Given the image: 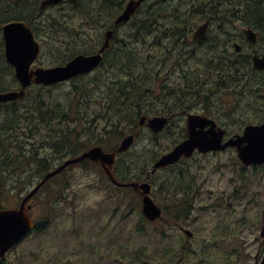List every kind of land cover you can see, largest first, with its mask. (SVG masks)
I'll return each instance as SVG.
<instances>
[{"label":"trees","instance_id":"1","mask_svg":"<svg viewBox=\"0 0 264 264\" xmlns=\"http://www.w3.org/2000/svg\"><path fill=\"white\" fill-rule=\"evenodd\" d=\"M125 1L79 0L76 6L62 10L61 15L56 10L37 23L41 18L39 9L37 11L39 0H29L32 12L28 16L22 13L28 6H23V0H15L14 5L13 0H0V29L5 22L24 20L41 44L40 56L50 57L54 64L63 65L78 54L95 53L103 43L104 32L114 30L101 64L87 74L91 76L87 82L76 85L72 80L70 87L32 85L23 99L0 104V207L14 198L11 190L23 191L31 177L32 181L41 179L50 171L51 159L60 163L97 145L112 150L116 141L129 133H134L139 140L140 116L162 114L172 119L182 110L191 109L193 104L241 89L244 77L250 76L232 70L238 65L237 57H231L229 63L223 61L218 40L213 37L204 42V47L190 48L187 58L192 59L191 70H175L181 56L189 50V35L197 25L212 18L217 26L221 0H150L128 23L114 27L113 22ZM77 15L82 21L83 39L96 40L94 47L82 53L76 50L71 35L77 33V28L62 32L60 23L66 17L77 19ZM95 28L101 29L102 34L91 37L90 31H96ZM40 30L43 38H40ZM59 36L71 42L66 44L65 51L54 46ZM17 88L13 69L4 59L0 36V91ZM65 90L68 92L64 93ZM150 139L153 146L156 145V136ZM120 156L114 176L121 182L139 181L157 158L152 150L140 156L135 151ZM86 164L98 167L89 161L81 163ZM29 165H33L32 173ZM24 175L27 178L21 183ZM61 190L62 185L59 192ZM140 222L149 224L143 219ZM50 223V216L42 218L36 224V231L42 232ZM141 228L137 231L143 232ZM145 250L148 249L142 251L144 259L148 258ZM169 251L173 250L162 253L161 260L170 259L166 262L172 264L173 254Z\"/></svg>","mask_w":264,"mask_h":264},{"label":"flooded vegetation","instance_id":"2","mask_svg":"<svg viewBox=\"0 0 264 264\" xmlns=\"http://www.w3.org/2000/svg\"><path fill=\"white\" fill-rule=\"evenodd\" d=\"M41 1L39 0V3ZM78 2L79 0H76L75 3L62 0L59 4L48 6L46 10L62 8L66 4L76 6ZM219 5L221 18L217 26L212 22V18L203 20L201 24L209 22L207 31L201 39L193 40V33L201 24L197 25L189 35V42H187L189 50L181 56L180 63L177 64L175 70L178 72L185 71V69L191 70L192 59L187 58L188 51H191L190 48L192 49L194 46L204 47V42L213 37L218 40L217 45L223 61L229 63L231 57H237L239 59L238 65L232 67V70L244 72L245 75L249 74L250 76L244 77L241 89L237 88L235 91L233 90L234 92H224V95L217 99L193 104L191 109L182 110L172 119L167 115H159L167 117L169 125L177 117H185V121L188 115L205 117L215 123V132L214 130L210 131V125L205 126L203 131L211 137V133L222 130L224 134L221 144H224L231 138L242 136L247 126L259 127L264 124V69H255L253 62L254 59L260 60L264 57V0H221ZM36 63H39V58L31 69L47 68L43 62ZM76 79L77 76L68 82ZM231 94L234 95L231 96ZM243 97H246L248 102L241 106ZM220 101H222L223 108H219L218 103ZM236 111L237 116L234 119L236 129L229 130L227 123L220 118L222 116L228 117ZM186 138L187 128L185 124V127L181 129L173 141L171 149ZM238 154V150L233 147L204 153L195 149L190 157H181L176 163L162 169V171H176L180 165L188 161L196 160L198 164H201L202 161L199 160L205 161L206 158H208L207 160L213 158L215 160L211 171H216L217 175L223 176L222 170L225 166L223 164L227 163H221L220 156L230 155L233 160L235 177L232 182L230 179L228 183L230 188L227 190L212 184L209 174L205 175L201 171H196L194 175H190L188 178L177 174L171 177H146V182L151 188L149 196L162 212L161 218L154 222L155 224L158 223L156 232L162 239L165 238L169 242L171 238L168 237V234L175 236H172L175 244L169 247V250H173L169 252L176 258L172 264H262L264 262V159L244 165L238 158ZM70 167L65 168L51 179L57 180ZM179 172L183 173L182 171ZM146 173L142 174L137 183L143 181ZM39 180L26 192H18L17 188H14L13 191L17 197L13 199V205L11 204L12 206L10 205L11 207L8 208L1 206L0 210L19 208L23 198ZM48 181L44 185H47ZM67 184H60L62 185L61 196L63 191L68 188ZM216 187H219L220 190ZM41 189L25 204L26 207H30L29 215L34 225L33 230L28 233L29 235L34 231L37 232V222L33 221L31 212L33 199L42 191ZM21 193H23L22 196H20ZM134 197L141 207V192H134ZM45 199L49 200L48 198ZM47 206L49 207L48 204ZM208 213L211 216L206 220ZM202 217L204 218L203 224L199 221V219L202 220ZM48 227L49 225L43 230ZM202 228H204L203 231L200 230ZM121 247L124 250L128 244L124 243ZM107 259L112 260L113 257H107ZM118 260L121 263V259L118 258ZM0 263L2 262L0 261Z\"/></svg>","mask_w":264,"mask_h":264},{"label":"rangeland","instance_id":"3","mask_svg":"<svg viewBox=\"0 0 264 264\" xmlns=\"http://www.w3.org/2000/svg\"><path fill=\"white\" fill-rule=\"evenodd\" d=\"M12 4H15V0H13ZM26 5H28L26 7V11L28 12L23 13V16H28L29 12H32V9L29 7V0H25V2L23 0V6ZM67 7H70V4L63 5L60 8L61 10L49 8L39 12L41 18L37 23L43 22L49 14L55 13L56 10L61 15V11ZM13 8L14 6L10 8L12 13H14ZM60 23L63 28L62 32L66 30L71 31L72 27L77 28V33L71 34L76 50H82V53L87 48H92L96 45V40H90V38L87 40L83 39V32H81L83 26L79 15H77V19L66 17L64 20H60ZM95 30L90 31L91 37L102 34L101 29L95 28ZM40 33V38H43L44 34L41 30ZM0 36L2 38L1 33ZM36 40L39 41L38 38ZM55 44L54 46L60 47L62 51H65L66 44L70 45L71 42L68 43L67 40L59 36ZM41 62L46 67L59 65L54 64L50 57L47 58L44 55L39 57V63ZM90 78L91 76L87 75L84 78H77L73 81L77 85V83L87 82ZM62 86L70 87L71 83L67 82ZM66 92L68 91L65 90L64 93ZM247 102L248 99L243 97L241 106L246 105ZM218 105L219 108H223L222 101ZM236 116L237 111L228 117L222 116L220 120H224L227 123L229 130H235L234 119ZM185 124V117L175 118L170 123L169 128L157 137V143L154 146L151 144L149 131L146 128H142L140 139L134 143L129 152L135 151L140 156L144 155L146 151L150 152L152 150L156 152L158 157L160 154L171 149L173 141L177 138V134L180 133L181 129L185 127ZM119 142L120 139L116 141L114 147ZM106 151L109 150L106 149ZM42 154H40V157ZM207 159L205 161L199 160L202 163L204 161L203 164H198L196 160L188 161L180 165L176 171H158L154 177H171L177 174L178 176L188 178V176L194 175L196 171H201L205 175L209 174L208 176H210L212 184L224 187L226 190L230 188L228 183L230 179L232 182V179L235 177L232 156H220L221 163H227L223 164L225 165L222 170L224 172L223 176L217 175L216 171H211L215 159ZM59 164V160L57 159H51L50 161L51 169ZM198 165L206 167H199ZM32 169L33 165H29V172L32 173ZM149 170L150 166L146 171ZM22 178L21 183H24L27 177L24 175ZM38 180L36 178L32 181L31 177L30 182L26 181L23 191L29 190ZM62 183H68V188L63 191V195L61 196L62 190L59 192V189ZM216 189L220 190L219 187H216ZM10 194L14 198L17 197L16 193L12 190ZM49 194L51 195L49 196ZM133 194L134 191L132 192L129 188L118 189L111 186L98 167H94L91 164L83 166L77 164L70 167L57 180L50 179L46 187L33 199L31 212L33 221L40 223L42 218L50 216L51 223L49 227L40 233L34 231L32 234H28L22 242H19L6 253L3 262L0 264H167L166 261L170 259L161 260V254L175 244L172 237L174 235L170 236V233L168 234V237L171 238L170 242L166 241L165 238L162 239L156 232L158 230V223L152 226L144 225V234L136 233V228L142 226L143 223L140 222V205ZM55 198L62 199L55 200ZM13 199L2 204V207H11L14 203ZM210 216V213H208L205 219L208 220ZM203 220V217L202 220L199 219L202 224ZM108 224L109 226H107ZM200 230L203 231L204 228ZM124 243H127L128 247L123 250L121 246ZM145 248L148 249L145 250L148 258L144 259L142 251ZM107 257H113V259L109 260ZM118 258L121 259V263ZM171 260L173 263L174 257Z\"/></svg>","mask_w":264,"mask_h":264},{"label":"water","instance_id":"4","mask_svg":"<svg viewBox=\"0 0 264 264\" xmlns=\"http://www.w3.org/2000/svg\"><path fill=\"white\" fill-rule=\"evenodd\" d=\"M62 0H42L39 3V10H44L50 5L61 3ZM146 0H129L121 13L114 20V26L127 23L132 15ZM76 2V0H69ZM208 21L200 25L193 33V40L201 39L208 28ZM1 34L3 39L4 58L13 69L14 78L19 84V89L0 91V104H5L25 97L26 90L32 85H42L45 87L67 82L76 76L86 75L97 69L102 61L103 53L108 49L113 30H108L104 35V41L96 53L85 55L78 54L64 65L49 68L37 67L31 69L40 54V44L36 40L31 28L25 21H11L2 25ZM254 67L257 70L264 69V57L254 59ZM168 122V118L156 116L147 118L141 116L138 125L145 126L153 133L161 132ZM210 125V131L215 132V123L205 117L188 115L186 117L187 138L175 146L170 152L157 159L150 175L157 169L165 168L177 162L181 157H190L195 149L201 152L220 150L228 147L236 148L239 152L238 158L244 165H249L264 159V124L259 127L247 126L242 136L231 138L221 144L224 132L219 130L216 133L203 131L204 127ZM134 143V135L129 134L119 142L115 150L104 151L100 146H94L81 154L65 159L55 169L47 172L43 178L27 193L23 198L19 208L0 210V260L5 258L6 253L16 246L33 228V222L29 215L30 207H26V202L33 197L41 187L51 178L61 173L71 165L79 164L83 161H90L99 164L109 177L111 183L117 187L132 188L140 191L141 212L149 221L153 222L161 216V210L149 197L150 185L146 182L147 174L141 183L130 182L120 184L114 178L112 170L116 154L124 153ZM264 264V262L262 263Z\"/></svg>","mask_w":264,"mask_h":264},{"label":"bare ground","instance_id":"5","mask_svg":"<svg viewBox=\"0 0 264 264\" xmlns=\"http://www.w3.org/2000/svg\"><path fill=\"white\" fill-rule=\"evenodd\" d=\"M7 4V3H6ZM15 8V7H14ZM31 9V8H30ZM8 12V11H7ZM18 12V11H17ZM26 12H28V11H26V10H24L22 13H26ZM20 16V15H19ZM20 18V17H19ZM21 20V19H20ZM22 21H24V20H22Z\"/></svg>","mask_w":264,"mask_h":264}]
</instances>
